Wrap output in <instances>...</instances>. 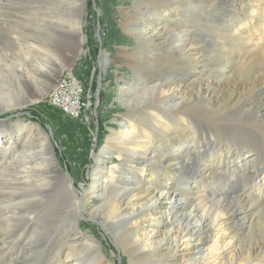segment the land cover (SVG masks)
I'll return each mask as SVG.
<instances>
[{"label":"bare ground","instance_id":"1","mask_svg":"<svg viewBox=\"0 0 264 264\" xmlns=\"http://www.w3.org/2000/svg\"><path fill=\"white\" fill-rule=\"evenodd\" d=\"M142 1H135L133 12L125 20L127 37L137 42V50L143 51L155 47L163 51L183 43L186 46L181 57L192 65L191 74H182L180 80L174 77L154 80L156 72L149 73L147 80L119 92L126 95L124 103L129 110L150 103L143 112L145 118H152L148 128L163 136L168 149L159 154L156 149L162 147L161 142L156 144L147 138L144 142L143 131L138 132L144 120L134 121V128L120 124L119 131L112 130L107 140L112 150L106 146L99 155H93L96 168L89 186L74 190L71 183L60 196V202L67 205L63 209L65 219H74L69 228L77 226L75 218L80 214L92 218L101 214L110 237L129 257L130 264H264V120L258 117L264 107V52L258 54L250 70L244 69L243 64L239 70H231L221 60V64L215 66L208 65L206 60L203 63L201 46L194 45L195 39L188 38L183 32L185 29L182 32L169 29L172 18L177 17L178 7L170 11L156 9L149 14L148 7L144 6L148 0L143 4ZM216 1L207 0V6L215 12ZM249 1L226 0V7L236 14L231 22L221 25L225 29L220 30L222 33L235 35L242 23L264 25V3ZM178 2L173 0L172 4ZM83 3H73L72 9L82 11ZM72 28L80 44V20ZM124 48L128 49L123 53L127 62L131 68H136L134 47ZM54 89L55 86L51 87L47 96L52 95ZM79 95L86 96L83 81H80ZM86 99L87 96L80 100V117L87 109ZM29 103L32 102L27 100L20 105H7L5 110ZM15 132L20 133L18 125ZM198 133H214L215 137L211 136L203 144L197 139ZM226 138L243 142L246 149L222 140ZM146 143L153 146L147 148ZM13 145L18 146L22 156L30 155L33 161L28 167L25 164L15 170L14 162L19 157H14L12 162L6 163L5 169L0 168V178L4 176L2 173L15 170L17 180L23 182L22 175L42 171V162L36 157L41 156L45 144L36 150L31 138L18 144L14 135L0 132V157L11 155ZM115 160L120 164L111 167L109 177H105L102 166ZM244 177L245 183L236 186L235 196L230 199V185H236ZM94 197L100 198L101 204L92 208L89 204ZM255 215L257 219L253 218ZM39 235L30 236L27 245L39 244ZM85 241L68 252L65 256L68 262L63 264H82L88 261H85L86 256L93 257V262L88 261V264L107 263L93 247V242ZM54 242L60 244L61 238L55 235ZM75 249L85 257L79 254L78 258L79 255L73 253Z\"/></svg>","mask_w":264,"mask_h":264},{"label":"rangeland","instance_id":"2","mask_svg":"<svg viewBox=\"0 0 264 264\" xmlns=\"http://www.w3.org/2000/svg\"><path fill=\"white\" fill-rule=\"evenodd\" d=\"M82 1V11L72 9L73 3L78 5ZM135 1L137 0H0V119H9L0 123V132L11 133L18 144L31 138L34 145L32 147L36 150L46 145L41 156L36 157L42 162V171L30 173L29 176L26 174V177L22 175L23 182L17 180L15 170L25 164L27 166L33 158L29 154L22 156L17 145H13L11 155L0 157L1 169H5L6 163L13 161L14 157L20 159L14 162V171L2 173L4 176L0 178V264L67 263L65 256L68 252L86 243V239L93 242V247L98 249L106 264L131 263L122 248L110 237L101 214L94 218L88 214H80L75 218L77 226L70 229L69 224L74 219H65L63 209L67 205L60 202V196L71 183L74 190L89 186L96 168L93 155H99L108 146L107 140L111 137L112 130L119 131L120 124L126 128H134V121L144 120L138 129V132L144 133V142H161L162 147L158 146L156 149L159 154L168 149L163 136L148 128L152 118H145L143 112L147 111L146 106L150 103L129 110L124 103L126 95L119 91L147 80L149 73L156 72L157 78L154 80L171 77L180 80L182 74H191L192 65L181 57L184 54L183 46H186L183 43L163 51L157 47L152 50L144 49L147 53L143 49L137 50V42L127 37L125 28V20L133 12ZM145 1L147 0H143L142 4ZM172 1L148 0L144 6L148 7L149 14H153L156 9L170 11L177 6V17L172 18L169 29L179 32L185 29L183 32H186L187 37L195 39L194 45L197 48L201 46L203 63L207 61L208 65H219L221 60L231 70H239L242 64L244 69L250 70L258 54L264 52L262 23L251 26L242 23L243 28L238 27L235 35L220 31L223 30L221 25L231 22L236 14L226 7V0L216 1L215 9L218 13L209 9L207 0H176L180 2L175 4ZM259 2L264 3V0ZM79 20L82 36L80 44L72 28ZM127 46L132 49L134 47L132 55L136 57V68L130 67L128 58L123 54L128 51L124 48ZM257 46L262 48L259 50ZM66 73L75 74L83 81L86 91L87 109L80 121H73L47 106L49 89L56 87L59 78ZM49 83L51 84L48 85ZM27 100L32 103L5 110L7 105H20ZM258 117L264 120V107ZM117 123L118 126H115ZM17 125L20 133L15 132ZM211 136L215 137V134H199L197 139L204 144ZM7 139L8 137L3 139L4 143ZM222 140L235 147L245 148L243 142L231 138ZM110 142L113 140L110 139ZM146 144V147L152 145ZM108 149L112 150L111 146ZM255 153L260 155L259 150ZM118 164L120 161L115 160L102 166L104 176L109 177L111 167ZM244 181L246 177L238 180L236 185H230V199L235 196L236 186L245 183ZM100 204L101 199L94 197L89 205L93 208ZM254 217L257 219L256 215ZM24 222L25 226L21 225L24 228L17 227ZM32 233L40 234L41 238L37 241L39 244L28 246L27 241ZM55 235L61 238L60 244L54 242ZM225 240L229 241L227 233ZM76 250L73 252L75 255L77 253L84 256L79 249ZM92 259L91 256L85 257V261L93 262ZM88 261L82 264H88Z\"/></svg>","mask_w":264,"mask_h":264},{"label":"built area","instance_id":"3","mask_svg":"<svg viewBox=\"0 0 264 264\" xmlns=\"http://www.w3.org/2000/svg\"><path fill=\"white\" fill-rule=\"evenodd\" d=\"M80 80L74 74H64L61 84L53 90V94L47 96V106L57 110L69 119L80 121V100L85 95H79Z\"/></svg>","mask_w":264,"mask_h":264},{"label":"water","instance_id":"4","mask_svg":"<svg viewBox=\"0 0 264 264\" xmlns=\"http://www.w3.org/2000/svg\"><path fill=\"white\" fill-rule=\"evenodd\" d=\"M8 120H9V119H4V120H1V119H0V122H3V121H8Z\"/></svg>","mask_w":264,"mask_h":264},{"label":"trees","instance_id":"5","mask_svg":"<svg viewBox=\"0 0 264 264\" xmlns=\"http://www.w3.org/2000/svg\"><path fill=\"white\" fill-rule=\"evenodd\" d=\"M91 3V2H90Z\"/></svg>","mask_w":264,"mask_h":264}]
</instances>
